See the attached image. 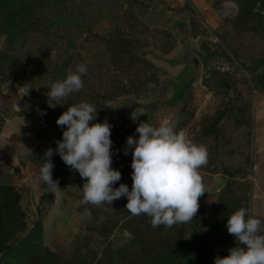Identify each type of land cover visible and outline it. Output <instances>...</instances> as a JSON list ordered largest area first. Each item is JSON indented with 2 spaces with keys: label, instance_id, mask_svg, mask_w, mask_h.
Instances as JSON below:
<instances>
[{
  "label": "rangeland",
  "instance_id": "rangeland-1",
  "mask_svg": "<svg viewBox=\"0 0 264 264\" xmlns=\"http://www.w3.org/2000/svg\"><path fill=\"white\" fill-rule=\"evenodd\" d=\"M1 1L0 264H214L236 247L235 211L264 221V0ZM80 64L84 87L49 108L48 83ZM82 101L113 126L114 187L131 190L123 149L141 122L207 148L193 221L153 227L125 197L84 204V180L58 155L61 190L37 179L57 119Z\"/></svg>",
  "mask_w": 264,
  "mask_h": 264
},
{
  "label": "clouds",
  "instance_id": "clouds-1",
  "mask_svg": "<svg viewBox=\"0 0 264 264\" xmlns=\"http://www.w3.org/2000/svg\"><path fill=\"white\" fill-rule=\"evenodd\" d=\"M87 66L80 64L69 71L66 78L50 81L47 104L55 108L59 101L84 87ZM17 108H19L17 106ZM46 114V113H44ZM98 118L97 105L82 101L70 105L56 123L62 129V139L56 148H49L41 159L37 179L52 190H61L53 179V156L58 155L66 166L84 180L82 203L100 206L127 198L126 209L132 215L146 214L153 227L171 228L178 223L193 221L204 195L200 168L207 164V148L186 138L170 123L153 126L148 121L136 128L138 138L129 136L123 149L131 151L132 187L114 185L121 180V172L112 167V125ZM91 122V123H90ZM86 214L91 211L86 209ZM226 228L235 237L236 247L224 258L217 256L214 264H264V221L240 208L228 219Z\"/></svg>",
  "mask_w": 264,
  "mask_h": 264
},
{
  "label": "trees",
  "instance_id": "trees-1",
  "mask_svg": "<svg viewBox=\"0 0 264 264\" xmlns=\"http://www.w3.org/2000/svg\"><path fill=\"white\" fill-rule=\"evenodd\" d=\"M5 4H10V2H9V0L8 1H5L4 2ZM0 4H2V1L0 0ZM18 3H16V5H17ZM11 12H12V10H8V13L7 14H9L10 16L9 17H11ZM8 22L9 21V18H8V16H7V18L5 19V22ZM186 79H187V77L185 76V74L181 77V80H180V82L181 83H183L184 84V82L186 83ZM188 81V80H187Z\"/></svg>",
  "mask_w": 264,
  "mask_h": 264
}]
</instances>
